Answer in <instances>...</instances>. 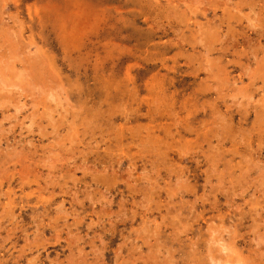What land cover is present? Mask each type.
I'll list each match as a JSON object with an SVG mask.
<instances>
[{
  "label": "rangeland",
  "instance_id": "1",
  "mask_svg": "<svg viewBox=\"0 0 264 264\" xmlns=\"http://www.w3.org/2000/svg\"><path fill=\"white\" fill-rule=\"evenodd\" d=\"M0 264H264V0H0Z\"/></svg>",
  "mask_w": 264,
  "mask_h": 264
},
{
  "label": "bare ground",
  "instance_id": "2",
  "mask_svg": "<svg viewBox=\"0 0 264 264\" xmlns=\"http://www.w3.org/2000/svg\"><path fill=\"white\" fill-rule=\"evenodd\" d=\"M21 71V70H20ZM21 73V72H20Z\"/></svg>",
  "mask_w": 264,
  "mask_h": 264
}]
</instances>
